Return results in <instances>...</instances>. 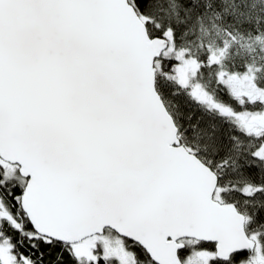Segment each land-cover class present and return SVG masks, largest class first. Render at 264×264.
Listing matches in <instances>:
<instances>
[{"label": "snow or ice", "instance_id": "1", "mask_svg": "<svg viewBox=\"0 0 264 264\" xmlns=\"http://www.w3.org/2000/svg\"><path fill=\"white\" fill-rule=\"evenodd\" d=\"M0 264H264V0H0Z\"/></svg>", "mask_w": 264, "mask_h": 264}]
</instances>
